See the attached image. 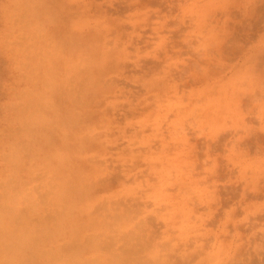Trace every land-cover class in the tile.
Wrapping results in <instances>:
<instances>
[{
    "label": "rangeland",
    "instance_id": "obj_1",
    "mask_svg": "<svg viewBox=\"0 0 264 264\" xmlns=\"http://www.w3.org/2000/svg\"><path fill=\"white\" fill-rule=\"evenodd\" d=\"M0 240L264 264V0H0Z\"/></svg>",
    "mask_w": 264,
    "mask_h": 264
},
{
    "label": "bare ground",
    "instance_id": "obj_2",
    "mask_svg": "<svg viewBox=\"0 0 264 264\" xmlns=\"http://www.w3.org/2000/svg\"><path fill=\"white\" fill-rule=\"evenodd\" d=\"M52 177H54V176H52ZM52 177H51V178H52ZM58 197H59V196H58ZM63 203H64V202H63ZM61 207H62V206H61ZM63 208H64V207H63ZM59 211H61V210H59ZM61 215H62V214H61ZM61 215H60V216H61ZM57 216H58V215H57ZM60 216H58V217H60ZM46 217H49V216H46ZM45 220L48 221V218H46ZM54 220H55V219H54ZM57 220H59V219H57ZM53 224H55V223H53ZM12 230L15 231V229H12ZM14 231H11V232H14ZM36 232H37V231H36ZM36 232H35V233H36ZM38 234L40 235V232H39ZM9 235H10V233H9ZM33 235H34V234H33ZM10 236H12V235H10ZM6 237H7V236H6ZM26 237L28 238V236H27V232H26ZM26 237L24 236V239H25ZM13 238H16V237H13ZM17 238H18V237H17ZM1 239H2V238H1ZM34 239H35V240H34ZM34 239H33L34 241H37V239H39V238H37V239L34 238ZM21 240H22V239H21ZM29 240H30V239H29ZM72 240H73V245H72V242H71ZM0 241H1V240H0ZM13 241H14V240H13ZM13 241H11L10 243H12ZM34 241H33V244H34ZM71 241H70V242H71L70 245L74 246V239H71ZM78 241H79V240H78ZM78 241H77V242H78ZM8 242H9V240H8V238H7V242H6V243L8 244V246L5 245V244H4V245H5L6 247H9V249H10V246H9V243H8ZM14 242H15V241H14ZM22 242L24 243V241H22ZM25 242H26V241H25ZM77 242H75V243H77ZM3 243H4V242H2V244H1L0 246L3 247V246H4ZM68 243H69V242H68ZM78 243H79V242H78ZM64 244H65V243H63L62 246H63ZM12 245L14 246V248L16 247V249H17V248L20 247L21 243L19 244V243L17 242V239H16V242L13 243ZM34 245H35V244H34ZM5 246H4V248L6 249ZM62 246H61V247H62ZM65 246H66V245H65ZM72 246H71V248H72ZM35 247H36V246H35ZM51 247H52V246H51ZM51 247H50V248H51ZM120 247H121V246H120ZM4 248H3V249H4ZM14 248H12V249H10V250H13ZM63 248H64V247H63ZM5 249H4V252H5ZM56 249H57V248H56ZM58 249H59V250H57V252H58V251H62V250H63V251H64V250H67V249H65V248H64V249H60V246H59ZM75 249H76V247L74 246V248H73V253H75V252H79V251H77V249H76V250H75ZM79 249H80V248H79ZM7 250H8V248H7ZM32 250H33V249H32ZM50 250L54 251V249H50ZM74 250H75V251H74ZM8 251H9V250H8ZM34 251H35V250H34ZM36 251H37V250H36ZM36 251H35V252H36ZM48 251H49V250H48ZM52 251H51V252L49 251V252H46V253H47V254H48V253L52 254ZM54 252H56V250H55ZM5 253H6V252H5ZM19 253H20V250H19ZM37 253H39V251H37ZM58 253H60V252H58ZM61 253H62V252H61ZM66 253L69 254L68 251H67V252L65 251V254H66ZM17 254H18V253H17ZM34 254H35V253H33V255H34ZM44 254H45V253H44ZM54 254H55V253H54ZM62 254H63V253H62ZM67 254H66V255H67ZM75 254H76V253H75ZM75 254L71 255V257H72L73 260H70L71 257L69 258V256H68V258H66L67 260H64V261H71L70 264H85L83 260H82V261H79L80 259L77 260ZM20 255H21V254H20ZM20 255H19V256H20ZM37 255H38V254H37ZM37 255H36V256H37ZM42 255H43V254H42ZM42 255H40V256H42ZM45 255H46V254H45ZM45 255H44V256H45ZM51 256H52V259H51V260H52V262H54L55 258L53 259V256H55V255L52 254ZM58 256H59V255H58ZM58 256H57V257H58ZM77 256H78V253H77ZM13 257H14V256H13ZM13 257H12V258H13ZM16 257H17V256H16ZM42 257H43V256H42ZM42 257H41V258H42ZM48 257H49V255H48ZM48 257H47V259H48ZM62 257H63V256H62ZM1 258L3 259V258H5V257L3 256V257H1ZM1 258H0V259H1ZM14 258H15V257H14ZM17 258H18V257H17ZM17 258H15V259H17ZM21 258H22V257L20 256V259H21ZM32 258H33V257H32ZM49 258H50V257H49ZM63 258H64V257H63ZM8 259H10V257H9ZM60 259H61V258H60ZM4 260H6V259H4ZM4 260H3V261H4ZM7 261H8V260H7ZM12 261H13V260H12ZM18 261H19V260H18ZM18 261H17V263H18ZM22 261H23V259H22ZM22 261L19 262L18 264H33V261H31V263H30V261H29L28 259H27L26 261H23V262H22ZM56 261H57V259H56ZM56 261H55V262H56ZM13 262H14V264L16 263V261H13ZM13 262H12V263H13ZM49 262H50V261H49ZM12 263H11V264H12ZM68 263H69V262H68ZM48 264H49V263H48ZM50 264H52V263H50ZM53 264H56V263H53Z\"/></svg>",
    "mask_w": 264,
    "mask_h": 264
}]
</instances>
